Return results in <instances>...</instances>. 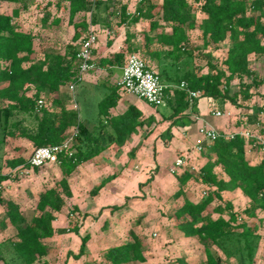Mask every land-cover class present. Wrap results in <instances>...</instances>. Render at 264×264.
Instances as JSON below:
<instances>
[{
    "label": "trees",
    "instance_id": "obj_1",
    "mask_svg": "<svg viewBox=\"0 0 264 264\" xmlns=\"http://www.w3.org/2000/svg\"><path fill=\"white\" fill-rule=\"evenodd\" d=\"M26 1L0 0L15 5ZM67 1L69 22L76 30H86L89 23L109 25L113 18L118 19L119 25L127 26L126 47L111 57L100 59V66H123L127 56L137 52L133 43L135 34L129 27L151 16L149 0H139L132 14L118 0ZM160 10L161 17L151 20L143 31L144 40L146 44L157 43L159 46L149 52L152 57L170 58L172 63H177L174 74L168 72L169 65L162 67L159 73L161 80L163 77L167 84L186 83L184 89L174 90L164 105L156 106L161 109L163 119L174 123L177 118L191 113L193 106L189 91H198L201 97L221 106L229 102L238 108L244 107L243 104L253 97V89L260 84L257 73L250 68L249 55L264 54V0H162ZM82 12L86 16H82L80 22H74ZM197 12L203 15L198 26ZM19 13V7H15L12 14L0 12V130L5 136L29 139L36 149L62 143L68 131L75 129L71 147L58 155L57 163L63 177L56 185L39 192V213L31 221L23 215L21 204L12 196H4L2 186L0 188V205L4 206L6 214L1 227L4 229L11 225L16 229L15 236L0 242V263L41 264L48 255V246L43 241L57 232L53 225L57 218L54 213L62 211L63 195H72L66 178L113 144L124 145L129 135L145 125L151 126L155 119L143 118L135 105H130L122 114L113 115L111 109L117 106L122 95L116 85L108 86L99 100L97 123L92 129L83 123L77 112L69 111L62 100L54 99L50 106L39 107L38 101L44 93L59 92L71 83L78 86L83 82L79 80V46L73 42L67 44L63 52H46L42 57H35V35L15 21ZM54 22L59 23L60 20ZM196 27L201 29L205 44L216 45L226 39L231 41L223 61L224 68L213 66V72L196 73L192 66L189 37V32ZM168 28L170 31L166 30ZM111 43L109 40L108 45ZM235 79L239 80L237 89L232 84ZM30 89L33 92L28 94ZM165 93L168 94L169 90L166 89ZM56 106L60 109L56 110ZM262 112L264 108L244 114L245 120L237 121L236 125L263 134L264 122L259 115ZM28 120L31 121L30 127L25 126ZM151 133L149 130L148 135ZM200 146V154L207 161L198 170L186 162L173 175L178 194L186 193L191 180L204 185L207 192L199 202L188 199L174 210V217L176 220L189 217L181 224V229L184 237L196 238L204 247V264H224L227 261L231 264H257L256 253L261 236L254 228H248L242 215L250 217L256 209L264 212V144L241 132L231 135L218 132L214 140L202 141ZM248 147L262 152L258 161L253 162L248 156ZM9 164L34 172L40 170L31 168L29 161L22 158ZM112 177L115 176L107 177L106 181ZM7 179L1 174L0 167V185ZM104 184L102 182L90 193L96 195ZM238 190L249 198L252 210L246 208L240 213L233 202L224 197L226 192ZM214 202L217 204L212 211L218 217L203 219V214ZM69 230L79 232L77 224L71 225ZM89 238V234L81 237L79 252L74 254V258L84 254ZM213 248L218 249V256L214 255ZM104 261L103 264L147 262L143 240L133 234L131 240L110 246L106 249ZM177 262L186 264L183 259Z\"/></svg>",
    "mask_w": 264,
    "mask_h": 264
},
{
    "label": "rangeland",
    "instance_id": "obj_2",
    "mask_svg": "<svg viewBox=\"0 0 264 264\" xmlns=\"http://www.w3.org/2000/svg\"><path fill=\"white\" fill-rule=\"evenodd\" d=\"M55 1L58 0H27L25 4L17 5L0 2V12L12 14L15 7L20 8L19 16L15 21L24 30L31 31L35 35V57H42L46 52H63L67 44L84 37V31L74 29L73 24L69 22V12L66 8L56 9ZM123 2L128 4L131 11H134L137 0H123ZM161 2L162 0H150L151 16L149 18L161 17ZM197 16L198 26L203 15L197 12ZM56 19L60 22L55 23ZM79 20L80 18H77V21ZM114 22V29H116L118 19ZM148 27V22L140 24L136 27V34L140 39L138 54L151 64L149 52L155 46L143 44V31ZM189 37L192 66L197 74L213 72V66L224 68L223 61L231 46L230 40L226 39L216 45L205 44V38L199 27L191 30ZM249 60L250 68L257 73L260 80L259 86L253 89L254 94L251 100L244 103L242 108L227 102L229 103L228 111L222 109L224 104L221 106L213 100L207 103L210 110L218 109L228 114L227 119L223 118L224 116L216 117L218 119L214 121L219 127L225 126L233 130L234 126L238 127L236 122L245 120L248 113L264 108V54L252 53L249 55ZM165 61L175 65L176 68L177 63H172L170 58H165ZM185 62L188 63L189 60ZM175 68H171L170 74H174ZM155 69L159 72L156 66ZM162 80L166 83L163 77ZM248 80L246 78V81ZM113 84L110 76L96 73L91 75L89 83L83 81L76 87L74 98L66 88L61 92L44 93L41 98L44 106H50L54 99L62 100L69 111L77 112L79 117L92 127L97 123L98 102L105 94L106 88ZM232 84L237 89L239 80L235 79ZM32 92L33 90L30 89L28 94ZM200 99L201 96L198 97L195 105ZM55 109L59 110L60 107L56 106ZM259 115L264 120V112ZM25 126L30 127L31 121H26ZM153 127L154 123L151 126L145 125L139 128L138 133L135 136L130 135L124 145L113 144L107 153L101 154L104 160L101 158V161L96 164L90 162V164L81 165L66 178L72 195L70 197L63 195L62 211L54 213L57 218L53 224L57 232L52 238L43 241L48 246V255L43 259L45 263L42 261L41 264H103L106 248L124 239L131 240L133 234L140 236L143 240L144 252L148 257V261L144 264H179L178 259H183L186 264L205 263L204 247L196 238H186L183 235L181 224L189 217L176 220L174 210L188 199L199 202L207 189L197 181L191 180L186 193L180 195L177 193L176 178L171 171L179 157H183L185 163H190L194 170L200 168L203 159L199 155L198 143L201 139L195 141L196 146L189 144L190 147L187 150L180 151L173 148L175 145L170 146L171 140L164 138L166 130L162 129L161 124L158 127L156 125L155 130ZM150 129L151 134L158 130L157 135L150 134V137L148 135ZM246 131L244 134L248 135ZM74 132L75 129L68 131L66 140L72 142ZM161 132L165 134L161 135ZM180 138L179 135L177 139L180 141ZM174 141H176L175 138ZM167 144L170 147L165 148ZM33 150L34 146L29 139L5 136L0 130L1 174L8 177L1 185L3 194L12 196L21 204L23 215L28 221L39 213L37 209L39 192L56 185L63 177L57 162L46 164L38 172L32 169H21L19 166L16 168L10 166L9 162L12 160L22 158L27 161ZM132 151L134 153L131 155ZM113 175L115 177L106 181L107 177ZM102 182L105 183L104 186L96 195H92L90 191ZM107 183L110 184L109 189L106 188ZM103 190L106 192L101 194ZM224 197L231 199L234 208L240 213L246 208L252 210L250 200L241 191L232 194L226 192ZM216 204L214 202L209 206L203 214V219L218 217L212 211ZM75 207L77 210L74 211ZM112 208L114 213H110L113 212ZM242 216L247 220L248 228H254L261 236L256 263L264 264V212L256 209L250 217L244 214ZM5 220V208L0 205V242L16 234V229L11 225L4 229L1 227V222ZM75 224L79 228L78 233L69 230L70 226ZM85 234L90 236L85 252L81 257L74 258V254L79 252L81 237ZM212 251L215 256L220 254L216 248ZM224 264L231 263L227 261Z\"/></svg>",
    "mask_w": 264,
    "mask_h": 264
},
{
    "label": "crops",
    "instance_id": "obj_3",
    "mask_svg": "<svg viewBox=\"0 0 264 264\" xmlns=\"http://www.w3.org/2000/svg\"><path fill=\"white\" fill-rule=\"evenodd\" d=\"M121 4L126 5L127 7V12L132 14L135 12V8L137 6V3L139 0H137L136 4H135V8L134 11H131L129 9V6L127 3L123 2V0H118ZM150 1V0H149ZM67 0H58L57 2L55 1L54 6L56 7V9H61V8H66V10L69 12L68 8H67ZM60 4V5H59ZM88 15V14H87ZM82 16H86L85 13H79L75 18H74V22H80L82 20ZM77 18H80L79 21H77ZM89 18V17H88ZM117 18H113L112 21H110L109 25H105V24H100V23H91L93 24V26L96 28L97 32H98V41H97V45H96V49H95V60L97 62V68L91 72H89L88 74H86L85 78H84V82L89 83V81H91V75L93 76L96 73H99L100 75L104 76H110L111 79L113 80L115 85L116 80L121 76V71H122V66H100L99 60L102 58H107V57H111L114 53L122 51L125 47H126V43H125V38H126V25H119L117 24V30L114 29V25ZM151 20H155L153 18H147V19H142L139 23H135L134 25H131L129 27V29L135 34V39L133 40L134 45H136L137 47V53L140 52V39H138L137 36V32H136V27L140 26V24L144 23V22H149ZM90 24V23H89ZM73 28L75 29L74 25ZM79 30H83L84 31V36L86 34L87 29H79ZM167 31H170V29H166ZM83 38V37H82ZM81 39H79V41H76L74 43H76V45L79 46ZM112 40L111 45H108V41ZM143 44H146L145 40H144V34H143ZM147 45H153L155 46V48H153L150 51H155L159 48L157 43H152V44H147ZM149 61L151 62V64H148L150 67L155 69L156 68L160 71H162V67L169 65V69L171 70V68H175V65H172L168 62L165 61V57H162L161 59H158L157 57H152L149 54ZM168 69V72L171 73V71ZM156 70V69H155ZM175 72V71H174ZM77 87V86H76ZM64 88H66V90L68 91L69 94H71V96L74 98V94L71 93V91L67 88V87H63L61 88V90H63ZM61 90L59 92H61ZM76 90V88H75ZM75 100V99H74ZM211 101L209 98L206 97H201V99L199 100V102H197V104L192 108L191 113H189L188 115L181 117V118H177L176 122L173 123V121L170 120H165L162 117L161 114V109L158 110L157 107L152 106L150 104H148L146 101L137 98L136 96L133 95H129L127 93H122L120 100L118 101V104L116 107L111 109V113L113 115H119L124 113L127 108L130 105H135L138 109L141 110L142 114H143V118H148V117H153L155 119L154 122V127L153 129L155 130V126L157 125V127L161 124L163 126L162 129L166 130V136H164V138H167L169 140H171L170 142V146L173 147L175 145L176 149H180V151L182 150H187L190 145H197V141L201 139V136L198 134V126L201 124H205L208 127L214 128L216 129L218 132H223L227 135H231L233 133H237V132H241L244 133L247 129L242 125V126H238V127H233V130H231L230 128H227L225 126H221L219 127L216 123H215V119H218L216 117H214L211 113H210V109L207 106V103ZM228 105L224 104V106L222 107V109H225V111L228 109ZM67 106V105H66ZM213 110V109H212ZM228 111V110H227ZM195 115H198L200 117V120H196L195 119ZM228 118V114H226L223 118L227 119ZM83 121V120H82ZM264 122V120H263ZM83 123L89 128L92 129L94 126H90L88 123H86L85 121H83ZM171 124V125H170ZM179 126H178V125ZM151 130V129H150ZM153 130V131H154ZM139 131V129H138ZM138 131L136 133H132V136H135ZM158 130H156V132L154 131L153 135H157ZM164 131V130H163ZM248 132V136L252 137V138H256L257 142L264 144V133L263 134H259L257 132V130H248L246 131ZM165 133L161 132V135H164ZM150 135V137H151ZM180 135V141L178 138V136ZM130 136V135H129ZM196 136V137H195ZM174 138L176 139V141H174ZM197 138V139H195ZM178 140V141H177ZM196 141V142H195ZM167 145H165L164 147H170ZM103 153H107V151L103 152ZM102 153V154H103ZM134 153V152H133ZM149 153V152H148ZM200 153V152H199ZM200 157L203 159V162L201 164V166L207 161V158L202 156L201 154H199ZM262 152L260 151H253L250 149V147H248V156L252 159L253 162H256L259 160V158L261 157ZM105 159L101 154L97 157H95L94 159H92L93 161H88L82 165L85 164H90L91 163H98L99 161H101L100 159ZM176 159V158H175ZM150 160V159H149ZM20 167V166H19ZM81 167V165L79 166ZM78 167V168H79ZM77 168V169H78ZM76 169V170H77ZM127 170L129 169L128 167L126 168ZM125 170V169H124ZM108 184V183H107ZM110 184L106 185V188L109 189ZM239 191V190H238ZM106 190H103L101 194L105 193ZM122 192L124 193V190H122ZM229 193V192H228ZM100 194V196H101ZM126 194V192H125ZM232 194V193H231ZM128 195V193H127ZM249 199V198H248ZM231 200V199H230ZM232 201V200H231ZM233 202V201H232ZM120 207V206H118ZM110 213H114V209L112 208ZM54 223V222H53ZM54 225V224H53ZM125 241H127V239H124ZM124 240L122 242H124ZM121 241L117 242V243H112V245H116V244H120L122 243ZM110 246H108L107 248H109ZM106 248V249H107ZM147 256V255H146ZM134 263V262H133ZM138 263V262H137ZM146 263V262H145ZM131 264V263H128ZM144 264V263H141Z\"/></svg>",
    "mask_w": 264,
    "mask_h": 264
},
{
    "label": "built area",
    "instance_id": "obj_4",
    "mask_svg": "<svg viewBox=\"0 0 264 264\" xmlns=\"http://www.w3.org/2000/svg\"><path fill=\"white\" fill-rule=\"evenodd\" d=\"M98 41V32L93 24H89L85 36L82 38L77 56L80 59L79 80L83 81L86 74L97 68V62L95 60V49ZM115 85L120 89L122 93H127L136 96L139 99L146 101L152 106L164 105L166 99L172 97L174 90L184 89L186 87L185 82L180 84H167L163 83L159 72L148 65V62L140 56L137 52L131 53L127 56L125 64L122 66L121 76L116 80ZM76 84L71 83L68 85V89L74 94ZM168 89L169 93L166 94L165 90ZM200 97V92L189 91V98L191 99V105L194 107L195 103ZM39 107H42L43 100L39 99ZM211 114L214 117H223L226 115L222 110H211ZM196 120H200L198 115H195ZM198 134L201 136V140L198 143L200 149V143L202 141L211 142L218 135V131L214 128L208 127L205 124H201L197 128ZM72 139V138H71ZM71 140H65L60 144L48 145L36 148L31 153L28 161L31 168H42L50 162H57L58 155L68 150L71 147ZM185 161L183 157L176 159L171 171L175 173L179 170ZM1 188V185H0Z\"/></svg>",
    "mask_w": 264,
    "mask_h": 264
}]
</instances>
